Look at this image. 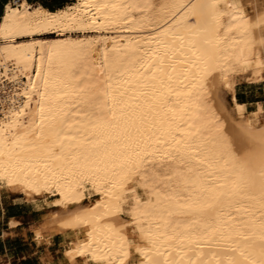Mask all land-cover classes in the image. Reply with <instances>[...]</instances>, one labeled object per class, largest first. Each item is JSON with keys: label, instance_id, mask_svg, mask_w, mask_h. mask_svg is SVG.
I'll use <instances>...</instances> for the list:
<instances>
[{"label": "bare ground", "instance_id": "6f19581e", "mask_svg": "<svg viewBox=\"0 0 264 264\" xmlns=\"http://www.w3.org/2000/svg\"><path fill=\"white\" fill-rule=\"evenodd\" d=\"M15 3L0 186L53 197L36 236L67 264H264V113L230 94L264 80V0Z\"/></svg>", "mask_w": 264, "mask_h": 264}, {"label": "crops", "instance_id": "0c3cea01", "mask_svg": "<svg viewBox=\"0 0 264 264\" xmlns=\"http://www.w3.org/2000/svg\"><path fill=\"white\" fill-rule=\"evenodd\" d=\"M15 1L0 0V19L5 6L15 5ZM26 1L32 5L46 2L56 7L63 0ZM233 94L244 106L245 114L250 115L259 104L264 113V82L236 83ZM18 199L21 197H11L0 190V264H67L63 251L70 239L60 232L48 230H43V237L38 238L35 229L41 227L48 214L33 202Z\"/></svg>", "mask_w": 264, "mask_h": 264}, {"label": "rangeland", "instance_id": "374dc122", "mask_svg": "<svg viewBox=\"0 0 264 264\" xmlns=\"http://www.w3.org/2000/svg\"><path fill=\"white\" fill-rule=\"evenodd\" d=\"M65 2V6H68V5H71L72 3L76 2V0H64ZM30 4V3H29ZM12 5V4H11ZM32 7H35L39 4H30ZM81 36L80 34H74V37H79ZM242 80V81H241ZM245 82L243 79H240L238 80L236 83H243ZM259 82H264V80L262 81H259ZM253 83H258V82H253ZM236 85V84H235ZM234 85V86H235ZM233 89L234 87L232 88V90H230V94L231 95H234L233 94ZM224 97H225V100H224ZM224 97L223 98H218L219 101H221L222 104H224V106L230 110L231 109V100L229 98V95L227 93L224 94ZM229 107V108H228ZM261 118H264V114H262V117ZM0 190L5 194V195H10L11 197H21V199H18V201H23V200H27V201H30V202H33L34 204H36L38 207H43V210L47 215V217L49 216L50 214V211L52 209H54L55 207H57V204H54L52 201H53V197L52 196H37V195H33L32 196H29L28 198L25 197L24 194H21V193H17V192H13L10 188H8L7 186H0ZM139 192H141L140 194H144V191L141 189V188H138ZM143 192V193H142ZM89 201L86 200L85 203L87 204ZM90 203V202H89ZM88 203V204H89ZM46 217V218H47ZM45 218V219H46ZM129 233L131 236H133L134 239H136V233L135 231L133 230V228L129 227ZM67 247V245H65ZM63 249V248H62ZM136 260V257H133L132 258V261L135 262ZM79 264H85V262L83 263H79Z\"/></svg>", "mask_w": 264, "mask_h": 264}, {"label": "trees", "instance_id": "16d2710c", "mask_svg": "<svg viewBox=\"0 0 264 264\" xmlns=\"http://www.w3.org/2000/svg\"><path fill=\"white\" fill-rule=\"evenodd\" d=\"M40 5V4H39ZM41 6H43L44 8L48 9L49 11H55L58 8H63L65 6V2L64 0L61 2L60 5L56 6V7H51L48 3L46 2H42Z\"/></svg>", "mask_w": 264, "mask_h": 264}, {"label": "built area", "instance_id": "2783aa9c", "mask_svg": "<svg viewBox=\"0 0 264 264\" xmlns=\"http://www.w3.org/2000/svg\"><path fill=\"white\" fill-rule=\"evenodd\" d=\"M14 4H15V2H14ZM0 95H1V97L3 98V96H2V91L0 92Z\"/></svg>", "mask_w": 264, "mask_h": 264}]
</instances>
